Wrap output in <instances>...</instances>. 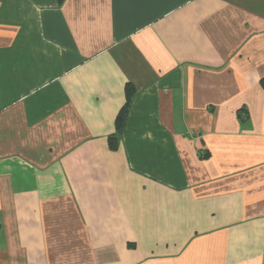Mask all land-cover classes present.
Masks as SVG:
<instances>
[{
    "label": "crops",
    "instance_id": "crops-1",
    "mask_svg": "<svg viewBox=\"0 0 264 264\" xmlns=\"http://www.w3.org/2000/svg\"><path fill=\"white\" fill-rule=\"evenodd\" d=\"M0 264H264V0H0Z\"/></svg>",
    "mask_w": 264,
    "mask_h": 264
},
{
    "label": "trees",
    "instance_id": "trees-1",
    "mask_svg": "<svg viewBox=\"0 0 264 264\" xmlns=\"http://www.w3.org/2000/svg\"><path fill=\"white\" fill-rule=\"evenodd\" d=\"M64 0H59L60 3H62ZM130 93V92H129ZM127 114H128V105L123 108V110L120 112L117 121H116V130L117 134H121L125 128L126 121H127ZM114 138V140L110 141L111 147H115L117 144L118 139Z\"/></svg>",
    "mask_w": 264,
    "mask_h": 264
}]
</instances>
